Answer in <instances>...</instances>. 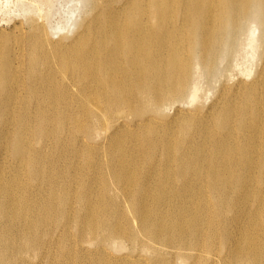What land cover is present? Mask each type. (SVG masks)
<instances>
[{
	"label": "bare ground",
	"instance_id": "6f19581e",
	"mask_svg": "<svg viewBox=\"0 0 264 264\" xmlns=\"http://www.w3.org/2000/svg\"><path fill=\"white\" fill-rule=\"evenodd\" d=\"M91 2L0 44V264H264V0Z\"/></svg>",
	"mask_w": 264,
	"mask_h": 264
},
{
	"label": "rangeland",
	"instance_id": "374dc122",
	"mask_svg": "<svg viewBox=\"0 0 264 264\" xmlns=\"http://www.w3.org/2000/svg\"><path fill=\"white\" fill-rule=\"evenodd\" d=\"M91 3V0H0L1 48H14V53L16 48V51H20L14 42L18 40V37L20 39L22 37L24 42L20 48H24L23 53L27 54L30 20H34L39 24L43 23L53 39L70 37L75 32L76 26L84 17ZM253 33V48L243 45V48H240L234 57V75L242 69L247 70L250 75L256 70L258 50L255 42H257L259 37L258 29L253 30ZM12 39L14 41L11 42ZM242 41L246 43V37H243ZM14 62L18 63L19 59H14ZM215 84L218 85L219 82L212 81L209 84L197 75V86L199 87L197 91L201 96V101H204L205 104H208L214 96L218 88ZM192 105L193 103L189 100H185L182 104L185 109H190ZM168 112L171 114L173 108L168 109ZM78 244L79 242H77V246H79ZM126 246H130L128 242L125 243ZM171 260L173 259L170 256V259H168L170 264ZM162 262L155 264H162Z\"/></svg>",
	"mask_w": 264,
	"mask_h": 264
}]
</instances>
